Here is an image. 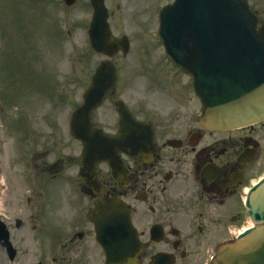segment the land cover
<instances>
[{
  "label": "flooded vegetation",
  "instance_id": "af4514ba",
  "mask_svg": "<svg viewBox=\"0 0 264 264\" xmlns=\"http://www.w3.org/2000/svg\"><path fill=\"white\" fill-rule=\"evenodd\" d=\"M121 83L105 98L115 115L111 124L102 127L101 112L93 113L91 124L115 134L117 106L125 104L135 120L151 125L152 157L136 160L121 153L123 171L116 175L107 165H97L100 188L79 180L69 198L47 212L34 209L29 196L25 212H9L0 196V220L11 245L8 250L0 242V253L8 264H106L87 212L112 198L128 207L138 243L137 253L122 264H211L217 248L240 233L246 220L242 196L264 176V123L229 131L203 128L201 107L186 78L143 77L134 94H124ZM49 153L47 142L31 152V195L50 180L76 176L65 174L57 159L49 161ZM74 162L79 170L81 159ZM28 247L44 253L36 258Z\"/></svg>",
  "mask_w": 264,
  "mask_h": 264
},
{
  "label": "water",
  "instance_id": "95a60500",
  "mask_svg": "<svg viewBox=\"0 0 264 264\" xmlns=\"http://www.w3.org/2000/svg\"><path fill=\"white\" fill-rule=\"evenodd\" d=\"M92 5L95 16L101 13L97 23H102L106 34L104 43L95 37L93 47L106 55L119 49L125 54L126 43L109 35L101 3ZM257 23L242 0H175L172 7L160 12L159 33L166 55L193 77L195 93L204 106L201 122L207 128L226 130L264 120V23L259 28ZM113 81V70L108 65L98 67L83 105L72 117V134L85 146L87 167L98 161L116 167L117 151L135 156L140 150H149L151 138L146 125L133 123L125 114L116 139L88 124V114L100 104ZM86 173L82 172L85 182ZM247 208L259 227L251 234L246 232L241 242L222 250L216 264H264V181L250 195ZM118 209V204H110L108 212L117 218ZM97 212L100 215L101 211ZM102 216L94 220L98 232L111 225H104ZM118 219L123 221L122 217Z\"/></svg>",
  "mask_w": 264,
  "mask_h": 264
},
{
  "label": "rangeland",
  "instance_id": "374dc122",
  "mask_svg": "<svg viewBox=\"0 0 264 264\" xmlns=\"http://www.w3.org/2000/svg\"><path fill=\"white\" fill-rule=\"evenodd\" d=\"M168 1L169 0H114L109 5L112 16L109 23L112 32L116 36L126 34L129 39H131L132 36L136 39L135 43H132L131 40L129 56L126 58L118 56L115 59V66L121 69L119 72L120 79H134L137 81V77L129 68L136 65L137 60H139L140 65L143 66L145 63H150L161 67L156 71H151L150 75L162 76L169 73L175 76L174 69L161 57L163 49L160 45V41L153 36V20L157 14L156 10L160 5L166 4ZM247 2L257 16L264 19V0H247ZM59 3H61V5ZM89 15L90 10L85 4V0H76L70 7L64 6L62 0H0V67L3 68L2 71L0 70V125H3V128L0 130V158L2 161L7 160L10 167L17 166L18 162L15 163L5 158L7 152H10L12 149V144L7 145L5 142L7 137L13 135L21 141L24 140L23 148L25 152L30 150L33 140L30 136V132L21 134L16 128L13 118L14 114L17 115L19 113L17 112L18 108H16L15 111V107L10 108L6 105L7 103L4 104V101L1 99V96H3L5 102H7L3 83L6 73L8 72L9 78L10 75H15L12 84L15 95L17 96L21 94V87H24V92L28 91V87H36L37 90L44 93L46 90L44 80L46 79L48 85L51 86V78L54 76V73L57 76L54 86L55 95L65 93L74 94L76 96L79 92L82 93L80 90V80H84V77L89 75L93 67L103 60L101 56L94 54L92 56L87 49V37L83 30L86 27V22L89 21ZM61 27L65 35L63 38L64 43L59 35V29ZM67 33H69L68 36ZM143 43L152 44V50L149 51V54L152 52V59L148 55L147 50L139 47L145 46ZM140 55L148 56L147 62H144L143 57ZM10 58L15 68L12 65L6 67V63H1L5 59L10 61ZM161 64H164V66L169 67L171 70L161 66ZM150 75L144 77L149 78ZM178 75L183 76L181 74ZM140 79L141 77H139V80ZM42 80L43 84L39 88L38 85ZM29 82H32L33 85H30ZM127 83L129 82H123L121 85L124 94H134L138 92L135 87L128 91ZM9 87L10 86L6 87V91H9ZM30 94L32 95L30 99L26 97L25 93H22L19 100H11L9 103L14 101L17 107H19L20 104L28 103L30 118L34 119L32 126L34 130H37L36 126L38 125L42 109L41 103L43 104L44 102L41 101L39 97H36L35 93L30 92ZM79 95L77 97H79ZM146 99L151 101L153 97L149 96ZM73 102L75 101L73 100ZM76 102H78V99ZM48 104L50 115L54 118L64 108L72 106L71 102L66 101L64 103L65 107H61L57 105L55 98L49 99ZM58 108L63 109L59 110ZM197 108V106L194 107L196 111ZM64 112L65 111L62 112V119L56 123L57 129H60L62 126L64 127ZM101 113L102 115L99 118V122L103 128H108L113 120L114 113L110 110L108 105L101 109ZM35 132L36 131H33L34 135ZM78 150V146L73 150L75 155H77ZM25 162L27 163L26 168H29L30 165L28 164L27 158H25ZM17 169H19V167H17ZM0 170L3 173L0 175L1 182L3 175L5 179L6 176H8L3 169L1 161ZM29 170L30 168L27 171L21 169V178L25 179V181H27L26 175ZM66 171L68 173L72 172V166H68ZM9 183L10 192L7 194V203L5 204L7 211L25 212L29 197L26 193L22 192L24 188L23 185L20 181L13 179H9ZM66 184V181L61 180L55 185V188L59 190L61 186H65ZM55 202L58 203L57 201ZM49 205L48 202H45L43 208L47 210ZM245 225H247L246 221L243 226ZM40 228V231L46 229L43 225H41ZM26 237L27 243L31 245V238L27 234ZM28 248L34 253V257L36 258L41 257L44 253L43 250L34 247ZM7 260L3 254L0 253V264H8Z\"/></svg>",
  "mask_w": 264,
  "mask_h": 264
},
{
  "label": "bare ground",
  "instance_id": "6f19581e",
  "mask_svg": "<svg viewBox=\"0 0 264 264\" xmlns=\"http://www.w3.org/2000/svg\"><path fill=\"white\" fill-rule=\"evenodd\" d=\"M247 226H248V225H247ZM247 226H246V227H247ZM246 227H244V228H246ZM241 231H242V230H241ZM241 231H240V232H241Z\"/></svg>",
  "mask_w": 264,
  "mask_h": 264
}]
</instances>
